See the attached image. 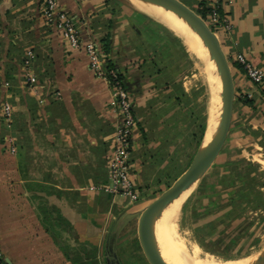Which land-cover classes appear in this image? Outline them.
<instances>
[{"label":"crops","instance_id":"0c3cea01","mask_svg":"<svg viewBox=\"0 0 264 264\" xmlns=\"http://www.w3.org/2000/svg\"><path fill=\"white\" fill-rule=\"evenodd\" d=\"M57 1L83 40L107 38L111 60L124 74L138 120L132 168L141 195L129 202L89 190L107 179L117 122L112 86L94 75L84 50L71 49L46 24L42 0H0V250L9 264H106L112 239L120 264L127 254L129 262L138 260V253L149 263L143 215L180 162L197 151V122L181 106L187 95L164 73V24L117 0ZM220 1L230 28L213 30L231 65L236 100L211 169L238 161L262 175L264 85L248 79L236 58L242 54L264 70V0ZM28 52L34 55L29 70ZM5 104L13 109L10 127Z\"/></svg>","mask_w":264,"mask_h":264},{"label":"rangeland","instance_id":"374dc122","mask_svg":"<svg viewBox=\"0 0 264 264\" xmlns=\"http://www.w3.org/2000/svg\"><path fill=\"white\" fill-rule=\"evenodd\" d=\"M186 2L190 6L193 5L191 2ZM135 8L169 28V34L164 32V73L175 79L187 95L181 100V106H184L191 117L194 113L196 116H201L203 113L207 116L208 125L212 91L206 63L200 60L193 48L170 24L166 23V20L163 21L160 16L146 9ZM219 96L218 83L220 102ZM169 113L174 112L170 110ZM191 151L192 148L189 146L188 152ZM189 154L168 177L170 181L168 184L164 183V191L187 169L191 162L189 159L192 158ZM222 165L220 164L221 173H218V178L223 182L221 186L217 185L216 190L209 187L214 180L211 169L201 182L175 201L181 203L175 223V236L179 246L185 247V251L200 261L248 260L251 262L264 250V174L261 175L259 172L257 184L248 185L249 183H245L243 179L241 180L243 184L237 181L234 187L231 184L224 187L225 180L231 177H226L230 166ZM242 186L243 190H241ZM250 188L260 194L255 196L256 201L250 200L247 203L240 200L234 203L230 200L232 192L248 193ZM128 255H125V258H128ZM119 256L123 257L120 253ZM142 257L138 253L136 256L138 260L132 259L133 262H129L123 257L124 261H122L123 264H150Z\"/></svg>","mask_w":264,"mask_h":264},{"label":"built area","instance_id":"2783aa9c","mask_svg":"<svg viewBox=\"0 0 264 264\" xmlns=\"http://www.w3.org/2000/svg\"><path fill=\"white\" fill-rule=\"evenodd\" d=\"M207 1L199 0L200 3L205 2L206 4ZM225 1L230 2L231 0ZM42 3V17L46 24L58 32L71 49L84 50L94 75L108 81L113 89L110 105L116 113L117 122L112 132L111 155L107 162V179L104 184L90 186L89 190L92 192L99 191L113 197L120 196L129 202H136L139 200L141 192L138 183L134 179L132 168L133 138L138 124L134 113V98L124 86L122 80L118 79L121 73L120 70L108 68L111 57L104 52L101 44L94 39L83 40L76 24L66 12L60 9L57 0H42ZM221 4L220 0H215L206 17L207 23L209 22L214 29L230 28L226 16L221 13ZM213 32L215 31L213 30ZM33 57L32 52L27 53L24 61L27 70L30 68ZM236 62L244 70L248 79L255 84L264 85L263 69L254 66L242 54L237 56ZM27 78L30 82L35 81L30 71L27 72ZM3 117L7 126L10 127L13 119V109L10 104L4 105ZM8 142L12 145L11 151L14 152L13 139L9 138ZM0 264H9L1 251Z\"/></svg>","mask_w":264,"mask_h":264},{"label":"water","instance_id":"95a60500","mask_svg":"<svg viewBox=\"0 0 264 264\" xmlns=\"http://www.w3.org/2000/svg\"><path fill=\"white\" fill-rule=\"evenodd\" d=\"M124 4L134 3L159 7L174 14L182 23L188 24L210 49L214 74L221 86L218 125L211 141L199 146L187 169L176 181L159 195L146 209L141 226V244L150 264H169L162 255L156 236V225L163 211L184 192L201 182L211 170L226 144L233 119L236 90L230 62L223 50L220 39L211 26L191 7L180 0H117ZM207 131V129H206ZM205 138V136H204ZM204 142V140H203ZM110 264V263H109ZM250 264H264V250Z\"/></svg>","mask_w":264,"mask_h":264},{"label":"bare ground","instance_id":"6f19581e","mask_svg":"<svg viewBox=\"0 0 264 264\" xmlns=\"http://www.w3.org/2000/svg\"><path fill=\"white\" fill-rule=\"evenodd\" d=\"M132 6L146 9L148 12H152L160 16L163 21L166 20V23L170 24V26H172L179 33V36H181L183 40H185V42L193 48L195 53H197V55L200 57V60L206 63V70L209 75L212 91L211 107L209 111L210 117L203 142L204 145H207L211 141L213 132L218 125L220 108V102L218 100V83L219 95L221 91L220 82L214 74V63L211 60L210 49L204 44V40L198 37L196 32L190 28L188 24L179 21L174 14L167 13L159 7H148L137 3H134ZM189 190L184 192L181 196L185 195ZM175 201L163 211L156 225L157 240L160 245L162 255L169 264H250L255 259L254 258L251 262L248 260H228L215 262L210 260L200 261L192 257L187 251L184 250V248L179 246L180 244L175 236V223L178 210L181 206V203H175Z\"/></svg>","mask_w":264,"mask_h":264},{"label":"trees","instance_id":"16d2710c","mask_svg":"<svg viewBox=\"0 0 264 264\" xmlns=\"http://www.w3.org/2000/svg\"><path fill=\"white\" fill-rule=\"evenodd\" d=\"M191 8L207 22L206 17H207V14L210 12V8L207 7V4L205 2L198 3L195 6H191ZM208 24L211 26V28H213L209 22H208ZM164 32L169 34L170 30H168L166 27H164ZM101 46H102L104 52H106L107 54H110L111 49H110V46L108 44L107 38H104L101 40ZM108 68L118 69L112 60H109ZM118 79L122 80V82L124 83V86L129 91V88L126 84V80H125L123 73H120V76ZM192 116H193L192 118L195 119V121L197 122L196 128H195V148L198 149L202 143L204 133H205L206 128L208 126L207 125V116L203 115V113L201 116L200 115L196 116L195 113H194V115L192 114ZM227 165L230 166V169L226 173L233 175L235 177H234V179L230 178V179L225 180L224 187L227 184H231L234 187V185H236L235 183H237V181H240L241 184H243L244 182L247 184L249 183L248 185L257 184L259 172L255 168H252V166H250L248 164H243V163L238 162V161L233 162V163L228 161L225 164H223L222 166L225 167ZM218 166H220V165H217L216 168L211 172L212 176L214 174V180L212 181L213 183H211L209 187L213 190H216L217 185L221 186V184L223 182V180H220L218 178V173H219V171L217 170L219 168ZM215 176H216V178H215ZM243 179H244V182L242 183ZM243 186L241 187V190H243ZM246 195H250V196H246ZM257 195H260L259 192L253 188H250V189H248V193L239 194L238 191H236L234 193L232 192V196H231L230 200L234 203H235V201H240V200H242L243 202L246 201L248 203L250 200L256 201L255 196L257 197ZM230 204H232V203H230ZM112 241H113L112 239L110 241H108V245L106 246V250H105L106 264H109V263L110 264H120V262L118 260L117 253H116V249L113 248V245H111L113 243Z\"/></svg>","mask_w":264,"mask_h":264}]
</instances>
